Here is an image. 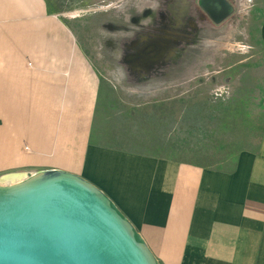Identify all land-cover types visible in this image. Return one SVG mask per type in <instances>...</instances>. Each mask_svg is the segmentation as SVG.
Here are the masks:
<instances>
[{"label":"crops","instance_id":"obj_1","mask_svg":"<svg viewBox=\"0 0 264 264\" xmlns=\"http://www.w3.org/2000/svg\"><path fill=\"white\" fill-rule=\"evenodd\" d=\"M100 89L44 0H0V177H79L158 264H264V128L229 171L136 154L96 142Z\"/></svg>","mask_w":264,"mask_h":264},{"label":"rangeland","instance_id":"obj_2","mask_svg":"<svg viewBox=\"0 0 264 264\" xmlns=\"http://www.w3.org/2000/svg\"><path fill=\"white\" fill-rule=\"evenodd\" d=\"M44 2L100 80L96 142L221 171L258 149L264 0H230L219 25L188 0Z\"/></svg>","mask_w":264,"mask_h":264},{"label":"water","instance_id":"obj_3","mask_svg":"<svg viewBox=\"0 0 264 264\" xmlns=\"http://www.w3.org/2000/svg\"><path fill=\"white\" fill-rule=\"evenodd\" d=\"M199 7L215 25L234 10L226 0H199ZM0 264L158 263L97 189L48 171L32 183L0 190Z\"/></svg>","mask_w":264,"mask_h":264},{"label":"bare ground","instance_id":"obj_4","mask_svg":"<svg viewBox=\"0 0 264 264\" xmlns=\"http://www.w3.org/2000/svg\"><path fill=\"white\" fill-rule=\"evenodd\" d=\"M37 174L26 175V174H13L6 175L3 177L2 183L6 184V186L0 187V190H7L11 188L18 187L22 184H29L35 181Z\"/></svg>","mask_w":264,"mask_h":264},{"label":"flooded vegetation","instance_id":"obj_5","mask_svg":"<svg viewBox=\"0 0 264 264\" xmlns=\"http://www.w3.org/2000/svg\"><path fill=\"white\" fill-rule=\"evenodd\" d=\"M193 12L197 17H201L202 19L207 20L208 22L213 23V21L209 18V16L199 7V0H188ZM234 9L233 4L230 2V0H226ZM234 12V10H233Z\"/></svg>","mask_w":264,"mask_h":264}]
</instances>
